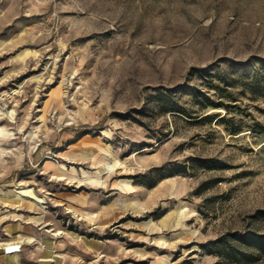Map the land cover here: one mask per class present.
<instances>
[{
  "label": "rangeland",
  "instance_id": "374dc122",
  "mask_svg": "<svg viewBox=\"0 0 264 264\" xmlns=\"http://www.w3.org/2000/svg\"><path fill=\"white\" fill-rule=\"evenodd\" d=\"M3 186L64 264H264L208 247L264 231V0H0Z\"/></svg>",
  "mask_w": 264,
  "mask_h": 264
},
{
  "label": "crops",
  "instance_id": "0c3cea01",
  "mask_svg": "<svg viewBox=\"0 0 264 264\" xmlns=\"http://www.w3.org/2000/svg\"><path fill=\"white\" fill-rule=\"evenodd\" d=\"M22 196L11 187L0 188V264H64L67 236ZM97 245L92 241V247Z\"/></svg>",
  "mask_w": 264,
  "mask_h": 264
},
{
  "label": "trees",
  "instance_id": "16d2710c",
  "mask_svg": "<svg viewBox=\"0 0 264 264\" xmlns=\"http://www.w3.org/2000/svg\"><path fill=\"white\" fill-rule=\"evenodd\" d=\"M173 102H175V100ZM169 106L173 107L172 109L179 110L175 107L177 105H174L173 103H171V105L169 103ZM254 216L256 218L264 217V208L259 209L254 214ZM233 241L241 242L250 247H255L260 250H264V231H260L257 228L247 229L243 232L234 231L231 236L224 235L222 237H219L215 241H211L208 244L209 251L222 254L224 250H233L236 247Z\"/></svg>",
  "mask_w": 264,
  "mask_h": 264
}]
</instances>
